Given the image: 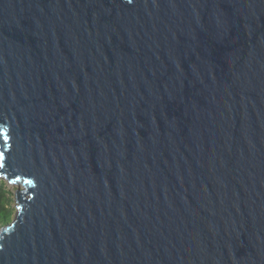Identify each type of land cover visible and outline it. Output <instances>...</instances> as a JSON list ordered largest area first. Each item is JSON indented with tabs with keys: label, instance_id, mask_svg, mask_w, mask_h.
<instances>
[{
	"label": "water",
	"instance_id": "95a60500",
	"mask_svg": "<svg viewBox=\"0 0 264 264\" xmlns=\"http://www.w3.org/2000/svg\"><path fill=\"white\" fill-rule=\"evenodd\" d=\"M0 152V264H264V0H0Z\"/></svg>",
	"mask_w": 264,
	"mask_h": 264
},
{
	"label": "trees",
	"instance_id": "16d2710c",
	"mask_svg": "<svg viewBox=\"0 0 264 264\" xmlns=\"http://www.w3.org/2000/svg\"><path fill=\"white\" fill-rule=\"evenodd\" d=\"M14 197L0 181V228L9 224L15 216Z\"/></svg>",
	"mask_w": 264,
	"mask_h": 264
},
{
	"label": "rangeland",
	"instance_id": "374dc122",
	"mask_svg": "<svg viewBox=\"0 0 264 264\" xmlns=\"http://www.w3.org/2000/svg\"><path fill=\"white\" fill-rule=\"evenodd\" d=\"M0 181H2V182H4V184H5V186H6V188H7V190L8 191H10L11 192V194L13 195V197H14V192H15V189L17 188L15 185H9L6 181H4V180H0ZM13 207L15 208V202H14V204H13ZM14 218V217H13Z\"/></svg>",
	"mask_w": 264,
	"mask_h": 264
},
{
	"label": "snow or ice",
	"instance_id": "6c2138e0",
	"mask_svg": "<svg viewBox=\"0 0 264 264\" xmlns=\"http://www.w3.org/2000/svg\"><path fill=\"white\" fill-rule=\"evenodd\" d=\"M129 2H131V0H129ZM3 157V153L2 152H0V158H2ZM30 183V182H29Z\"/></svg>",
	"mask_w": 264,
	"mask_h": 264
}]
</instances>
